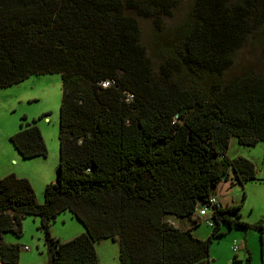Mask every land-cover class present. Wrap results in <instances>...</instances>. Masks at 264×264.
<instances>
[{"label": "trees", "instance_id": "1", "mask_svg": "<svg viewBox=\"0 0 264 264\" xmlns=\"http://www.w3.org/2000/svg\"><path fill=\"white\" fill-rule=\"evenodd\" d=\"M175 2L0 0V88L32 74L61 76L56 180L39 202L26 177H0V264H18L19 245L1 235H20L26 216L39 218L48 264H100L101 239L118 240V264H211L220 223L264 233L263 221L232 218L240 204L210 203L222 175L256 179L253 162L225 152L232 137L264 142V71L226 73L246 38L264 35V0H193L174 30H163ZM135 17L153 23L156 69ZM9 140L23 159L47 156L35 120L20 122ZM203 207L214 225L198 239ZM65 211L84 232L61 240L50 226Z\"/></svg>", "mask_w": 264, "mask_h": 264}, {"label": "rangeland", "instance_id": "2", "mask_svg": "<svg viewBox=\"0 0 264 264\" xmlns=\"http://www.w3.org/2000/svg\"><path fill=\"white\" fill-rule=\"evenodd\" d=\"M193 0H176L171 16L162 20L163 30H174L184 19L192 6ZM139 28L141 43L148 50L153 67L160 62L157 40L153 33V23L150 19L135 17ZM264 71V35L248 36L244 44L233 57V63L226 73L227 77L242 73H260ZM61 101V76L58 73L32 74L19 83L0 88V138L8 142L10 136L19 130L20 122L36 121L47 147V156L23 159L25 167L34 170H44L48 182H54L57 176L58 163V118ZM42 116L40 119L39 117ZM25 117V120L22 118ZM12 133V134H11ZM9 136V137H10ZM10 141V140H9ZM13 146V145H12ZM16 150V149H15ZM17 152V150H16ZM242 156L253 162L256 179L244 181L242 184L228 179H222L214 190V195L221 205L240 204L239 217L233 219L253 225L264 222V142L254 146L238 144L232 137L225 152L229 160ZM221 156L217 157L219 160ZM36 173V172H35ZM231 173V171L229 172ZM41 176L31 178L37 200L43 201V190L38 188ZM47 182V183H48ZM244 196V197H243ZM197 215V213H196ZM177 227L190 226L188 219L167 217ZM214 222L208 210L206 215L199 217V224L192 229V234L198 239H207L213 230ZM51 235L61 240L75 237L84 232L83 225L68 211L59 214L50 226ZM221 236L212 238L209 244L208 257L211 264H230L234 257L243 264L250 256V264H264V233L253 227L243 228L220 223ZM1 240L8 244H18L20 251L18 264H48L50 260L45 236L39 228V218L26 216L21 223V234L6 232ZM6 240V241H4ZM26 246L27 249L23 247ZM97 258L100 264H118V240L101 239L95 244ZM236 247V250H234Z\"/></svg>", "mask_w": 264, "mask_h": 264}, {"label": "crops", "instance_id": "3", "mask_svg": "<svg viewBox=\"0 0 264 264\" xmlns=\"http://www.w3.org/2000/svg\"><path fill=\"white\" fill-rule=\"evenodd\" d=\"M6 136H8L9 138L10 134L8 133ZM9 173H14L20 177H26L31 184H32L31 178L39 174V176H41V179H39V181H42V183H39L38 188H41L42 190L45 184L48 182V179H46L45 176L46 172L43 169L32 171L31 169L25 167L24 162H21L19 153L16 152L11 142L9 140L8 142H6V140H4L3 137L2 139L0 138V177H3Z\"/></svg>", "mask_w": 264, "mask_h": 264}, {"label": "built area", "instance_id": "4", "mask_svg": "<svg viewBox=\"0 0 264 264\" xmlns=\"http://www.w3.org/2000/svg\"><path fill=\"white\" fill-rule=\"evenodd\" d=\"M111 83H112L111 81L106 80V81H103V82L101 83V86H102V87H106V86L110 85ZM210 203L216 205V204H218V201H217V199H216L215 197L212 196V197L210 198ZM205 212H206V208H205V207H203L202 209L199 210V214H200V215H204ZM24 249H27V248L24 247Z\"/></svg>", "mask_w": 264, "mask_h": 264}, {"label": "water", "instance_id": "5", "mask_svg": "<svg viewBox=\"0 0 264 264\" xmlns=\"http://www.w3.org/2000/svg\"><path fill=\"white\" fill-rule=\"evenodd\" d=\"M222 179H224L225 178V175H222V177H221Z\"/></svg>", "mask_w": 264, "mask_h": 264}]
</instances>
